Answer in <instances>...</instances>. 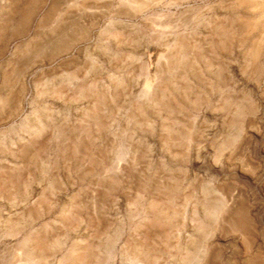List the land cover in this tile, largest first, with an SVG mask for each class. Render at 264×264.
<instances>
[{
  "label": "rangeland",
  "instance_id": "1",
  "mask_svg": "<svg viewBox=\"0 0 264 264\" xmlns=\"http://www.w3.org/2000/svg\"><path fill=\"white\" fill-rule=\"evenodd\" d=\"M0 264H264V0H0Z\"/></svg>",
  "mask_w": 264,
  "mask_h": 264
},
{
  "label": "bare ground",
  "instance_id": "2",
  "mask_svg": "<svg viewBox=\"0 0 264 264\" xmlns=\"http://www.w3.org/2000/svg\"><path fill=\"white\" fill-rule=\"evenodd\" d=\"M199 261V260H198Z\"/></svg>",
  "mask_w": 264,
  "mask_h": 264
}]
</instances>
